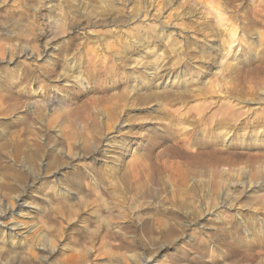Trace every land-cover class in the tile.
<instances>
[{
  "label": "rangeland",
  "instance_id": "rangeland-1",
  "mask_svg": "<svg viewBox=\"0 0 264 264\" xmlns=\"http://www.w3.org/2000/svg\"><path fill=\"white\" fill-rule=\"evenodd\" d=\"M46 1L49 0H0V100L3 95L8 96L3 83L20 74L22 66L33 64V68L39 69L46 66L47 61L43 57L46 43L50 47L61 48L72 38H77L79 45L69 58L78 54L81 68L86 62L84 52L88 50L99 58L110 56L114 64L125 61L128 64L126 71H136L138 76L145 77L138 83V90L142 93L148 90L151 80V88L157 93L184 89L193 94L186 102L167 106L173 99L161 101L160 97L135 108L132 120L125 123L127 129L116 134L118 141L129 140L131 144L129 151L124 153L116 145L113 148L102 146L101 141L95 148H85L83 144L90 138L87 132L77 134L70 145L60 137L59 128L47 127L48 118L53 114L49 107L66 108L67 99L76 96L62 91L68 83L59 81L61 71L56 81L44 78L45 81L39 82L40 73L37 72L29 83H23L18 90L25 91L27 96L21 99L19 108L5 113L2 108L0 114V213L8 207L15 211L12 219L22 222L32 231L13 238L0 234V264H67L71 257L77 255L82 258L76 264H138L143 258H152L156 260L155 264H188L189 251L196 244H207L210 251L207 254L191 252L196 264H237L236 261L238 264H264V243L260 244L255 256L249 255L245 260L238 257L233 261L225 257L224 248L217 247L219 237L215 235L218 229L233 226L231 221L237 214L249 227L254 226L249 235L243 233L245 227L240 226L242 229L238 228L237 236L242 235L244 241L247 239L253 243L263 235L264 226L261 230L257 222L259 218L264 220V205L255 203L258 196H264L263 143L252 144L243 151L246 157L237 161L230 174L217 179H211L209 175L192 179L189 187H184L183 192L192 189V195H197L200 201L197 211L196 208L181 211L175 207L173 193L178 188L175 186L166 188L165 184H151V188L156 190L154 195L159 193L158 196L140 200L135 199L130 190L136 172L132 160L136 153L142 152L148 136L153 132L162 134L163 126L169 124V119L161 118L165 111L197 110L203 99L197 101L193 95L200 94L198 90H205L207 85L210 89L206 94L217 90L222 95L221 86L230 85V79L222 78L223 66L237 59L235 63L239 64L247 56L244 54L252 42L258 46L257 51L264 49V0H153V6L157 3L153 8L148 7L146 0H75L71 6L66 0H56L69 14V25L66 21L58 23L60 10L46 9L43 6ZM135 7L140 13L133 19L129 16ZM17 12L24 15L23 26L20 27L12 25L13 21L7 18L10 13ZM120 15L122 19H129L125 23L113 22L115 16ZM254 22H258L255 27ZM242 27L248 28L249 32H244ZM228 28L237 30V42L231 45L232 50L227 47ZM7 38L13 39L14 45L27 46L33 55L32 60L17 54L14 49L9 50ZM30 39L35 40L31 43L35 46L34 52L30 49ZM117 39L142 40L143 45L133 46L124 54L119 49L115 54L106 52L109 45H116ZM149 42L151 45L148 47ZM251 48L255 50V45ZM206 52L215 54L212 64L204 58ZM122 57L132 59L129 61ZM153 63L157 67L171 68L175 75L184 74L182 86L181 83L172 88L158 86V81L147 76ZM105 84L112 85V82L106 81ZM44 86L46 92L42 91ZM84 86L87 88L86 83ZM258 96V101L250 98L245 102L233 101L236 108L243 109L242 114L237 115L238 120L248 116V109L262 107L256 102L264 96ZM38 107L47 116L28 121L32 131L24 133L21 127L11 126L26 111H35ZM156 110L161 117L154 119ZM184 126L190 128L189 125ZM263 129L261 127L259 131ZM249 132L247 128L237 130L234 144L240 147L244 135V146L249 144L246 138ZM226 141L229 142V137ZM252 155L260 157L256 164L248 159ZM118 157L120 159L116 160ZM175 170H179L177 164ZM221 170L228 172L229 166L225 165ZM249 180L254 183L249 184ZM257 184L262 188H255ZM96 195L101 196V202ZM178 197L182 198L181 194ZM18 200L26 207L18 208ZM174 211L179 213L178 221L182 223L178 234L167 241L158 231L153 235L156 242L152 243L143 230L145 223L154 224L157 212L166 218L167 215L171 217ZM193 211L196 213L191 214ZM216 214L222 219L219 220ZM106 222L110 223L109 227ZM131 225L139 227L137 233L133 232ZM120 238L132 242L131 246L121 247Z\"/></svg>",
  "mask_w": 264,
  "mask_h": 264
},
{
  "label": "bare ground",
  "instance_id": "bare-ground-1",
  "mask_svg": "<svg viewBox=\"0 0 264 264\" xmlns=\"http://www.w3.org/2000/svg\"><path fill=\"white\" fill-rule=\"evenodd\" d=\"M146 1L150 8L157 5L156 3V5L153 6V4H155L153 3V0ZM66 2L71 6L75 3V0H66ZM44 3L45 2H40V4ZM260 5L262 6V4ZM43 6L54 12L60 10L61 16L58 23L66 21L68 25L71 24L69 14L60 8L63 6L60 1L49 0ZM139 13L140 10L135 7L131 12L132 15L129 17L134 19L139 16ZM23 17V14L17 12L10 13L7 18L10 21H13L12 25L20 27L23 26L21 23ZM115 17L116 18L113 19V22L125 23L127 19H129V17H124L125 19H122L121 15ZM224 20L227 19H223V21ZM256 25H258V22L253 23L254 27ZM247 29L248 28H245L243 31L249 32ZM227 31L229 38L227 47L230 46L229 50H232L231 45L237 42L235 36L237 30L234 28H228ZM147 40L150 41L149 39ZM7 41L10 43L8 47L9 50L14 49L13 51L16 50L17 54H23L27 60H32L33 55L28 51L27 46L14 45L12 44L13 39L11 38H7ZM29 41L30 49L34 52L35 46L31 43H35V40L30 39ZM151 41H155V39H151ZM78 42L79 40L77 38H72L67 43L65 42V45L61 48H58L57 46L50 47L49 43H46L43 54L44 59L47 61L45 67L42 69H39L38 67L33 68V64L24 67L22 66L20 74L15 75L12 81L7 80L3 83L8 96H1L0 114H2V108H4L3 113L6 111L14 112L19 108L21 105L20 103H22L20 102L21 99L27 95L25 91L18 90V88L23 85V83H29L34 79L37 72L40 73V78L38 79L39 82H43L45 81L44 78H48L50 81H56L59 78V71H61L62 74L59 81H65L68 83L62 87V91L69 94H75L76 96L72 99H67L68 105L66 108L58 109L54 108L53 105L49 107V111H52L53 114H50L51 116L48 118L47 127L59 128L60 130L58 132L61 134L60 137L63 140L68 141V144L70 145L74 143L77 134H84L87 132L90 134V138H88V141H85L83 144L85 148L90 146L95 148V146L99 144V141H101L102 146L113 148L116 145V147L125 153L129 151L131 144L128 142L129 140L118 141V135L116 134L122 129H127L125 123L132 120L133 116L131 114L135 108L142 105H148L153 102L154 99L160 97L161 101L173 99L171 102L169 101L167 106H169L170 103L173 105L179 102H186L192 98L193 93L191 94L189 91H184V89L183 91H180L179 89L177 92L166 90L157 93V91H153L151 88L153 85L151 80H149L148 90L145 93H142L138 90V83L143 82V78L145 77L138 76L136 71L133 73L126 71V69H128V64L123 60L120 63L114 64L111 62L112 60L110 59V56L99 58L92 51L86 50L84 52L86 64L84 63L83 68H81L82 64L78 61L80 58H78V54H74L72 58H69L73 49L75 50V47L79 45ZM138 45H143V41L135 39L131 42V39H117L116 45H109L106 52L112 54L119 49L122 51L121 53L124 54L128 50H132L133 46L136 47ZM150 45L149 42L148 47ZM250 45L251 46H248L247 53L244 54L247 56L244 57L239 64L235 63L238 59L227 62L226 65L224 64V69L222 68L224 71H222V78L225 77L226 79H230L228 82L230 85L227 87L221 86L223 88L221 91L222 95H220V92L217 90L206 94V91L210 89L207 85L208 89L206 88L203 91L200 89L198 90L200 94L204 93L203 95L196 93L193 95V98L196 100L200 98L203 99V103L199 105L197 110L182 112L169 109L166 110L165 108L166 113H164L162 117L158 116L157 110L155 111L156 116L154 119L164 117L165 119H169V124L163 126L161 130L162 134L159 132H153L151 136H148L147 144L141 149L142 152L139 151L136 153L134 160H132L136 172L134 173L130 190L134 193L135 199L140 200L145 199L146 197L155 198L159 193L154 195L156 192H154L155 189L151 188V184H162L163 186L165 184L166 188L167 186H171V188H174V186L179 188V190L178 188L177 190H174L173 193V202L176 208L181 211L188 209L194 210V208H196L195 211H197V204L200 202L197 195H192V189L190 191H182L184 187H189L188 184L192 179H202L208 175L211 179H217L221 178L224 174H230V169L236 165L237 161L244 156L246 157V154L243 151L248 150L252 144L257 146L258 143H263L264 145V131H259L261 127L264 128V98L259 100V102H256L262 107L248 109L246 112L248 113V116L242 118V120H238L237 115H241L243 109H238L236 108V105L233 104V101L245 102L248 100H245L246 98H250L252 101H258V95L261 94L264 96V49L259 52V50H256V47L258 46H256L254 42ZM252 45H255V50L251 48ZM11 55L14 56V53H11ZM204 56V58L208 60V64L214 62L215 54L213 56L211 52H206ZM122 59L131 61L132 58L122 57ZM139 65L141 64L138 63V66ZM148 72L147 76L154 81H158V86L172 88L178 86L180 83L182 86L184 74L180 76V73H176L175 75L172 69L167 66L157 67L153 63ZM214 76L221 79V76L219 77L217 74ZM106 81H109V83L112 82V85L105 84ZM84 83L87 84V88H85ZM43 90H45V92L47 91L45 86L42 91ZM46 116L47 113H45L41 107H38L35 111H26V114L21 118H17L14 125L11 124V126H16L18 128L21 127V131L28 133L32 131L28 121L33 118H44ZM184 125H189L190 128ZM246 128L250 129L249 135L246 137L250 143L244 146V135L240 141L241 146L237 147L234 144L235 133L237 130ZM147 130L150 131L151 128H148ZM109 132L112 133L110 134ZM69 135L73 137H70ZM228 137L230 144L226 141ZM136 143L137 142H135V144ZM156 149L160 150L155 152ZM239 150H242V152ZM262 151L264 152V148ZM249 157V161L253 162V164H256L260 159L258 155H252ZM119 159V157L116 158V160ZM174 161L177 162L174 163ZM176 164L179 168L178 172L175 170ZM225 165L229 166V170H227L228 172L221 170V167ZM81 177L82 173L79 174V178ZM252 183L254 182L249 180V184ZM254 187L261 189L262 185L257 184ZM166 190L167 189L164 191ZM180 194L182 198L178 197ZM96 196V199L101 202V196ZM20 202L21 201L18 200V208H25L26 206L20 204ZM255 203L263 206L264 196H258V198L255 199ZM176 208L174 209L176 210ZM195 211L191 212V214H194ZM178 214V212L174 211L171 212V217H167V215L165 218V216L163 217L162 214L160 215L157 212V216L154 218L156 221L154 224L148 222L145 223L143 230L150 236V241L152 243L156 242V238H154L153 235L158 231H160L164 240L167 241L178 234L179 229L182 228V223L178 221ZM14 216L15 211L9 210L8 207L0 213V234H2L3 237L13 238L23 236L32 231V229L25 227V224L22 222L13 220L12 218ZM19 216L22 217V214H19ZM216 216L219 220L222 219L219 214H216ZM234 220L231 221V224H233L234 227L231 226L227 229L226 226L222 227V229H218V233L215 234L216 237H219V245H217V247L224 248L225 257L227 259H232L233 261L238 257L242 258H240V260H245L248 259L249 255L255 256L260 244L264 243V231L263 235L257 237L255 242L251 243L250 241H247V239L244 241L242 235L237 236V233L239 232L238 228L240 226L245 227V232L243 233L249 235L254 226L252 224V228L249 227L247 225L248 223L244 222L238 214L235 216ZM257 223H259L260 229L262 230L264 228V220L259 218ZM105 225L109 227L110 223L106 222ZM108 227L104 229H108ZM131 227L134 229L133 232H138V226L131 225ZM241 229L242 228L240 227V230ZM118 239L119 238H117V240ZM123 239L119 241L121 247L131 246L132 242ZM208 246L209 245L207 244L193 245L187 257L189 258L188 264H196L191 258L193 252L207 254L209 251ZM75 252L79 253L78 250H75ZM49 254L52 255L53 253L50 252ZM81 258L82 257L78 255L73 256L67 264L79 263ZM130 260H133V257H131ZM236 262L238 264V261ZM155 263L156 260L152 258H143L139 260L138 264Z\"/></svg>",
  "mask_w": 264,
  "mask_h": 264
}]
</instances>
